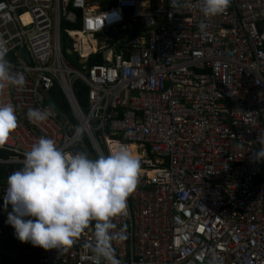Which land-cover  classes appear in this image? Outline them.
I'll return each instance as SVG.
<instances>
[{
    "label": "built area",
    "instance_id": "built-area-1",
    "mask_svg": "<svg viewBox=\"0 0 264 264\" xmlns=\"http://www.w3.org/2000/svg\"><path fill=\"white\" fill-rule=\"evenodd\" d=\"M61 21L78 26L63 30L78 67L61 55ZM0 50L25 78L0 89L18 125L0 145V240L7 178L40 137L90 158L116 143L134 145L141 165L113 218L120 264H264V160L253 155L264 147V0H231L211 17L200 0H0ZM75 82L88 88L84 106ZM54 86L69 113L46 103ZM35 108L49 118L29 121ZM93 230L28 264H96Z\"/></svg>",
    "mask_w": 264,
    "mask_h": 264
},
{
    "label": "clouds",
    "instance_id": "clouds-1",
    "mask_svg": "<svg viewBox=\"0 0 264 264\" xmlns=\"http://www.w3.org/2000/svg\"><path fill=\"white\" fill-rule=\"evenodd\" d=\"M175 3L173 0V6ZM230 3L200 0V11L204 17L216 16ZM24 83L23 74L12 71L6 53L0 50V89L6 85L22 87ZM50 114L48 108L29 109L27 118L41 123ZM17 126L14 106L0 104V145ZM253 155L256 160H264V147ZM140 170L139 159L126 145L108 155L90 158L84 152H65L53 139L40 137L24 153L23 167L7 178L4 210L10 205L12 211L6 223L15 229L20 242L62 252L94 222L93 238L85 247L93 253L96 264H120L112 246L116 238L113 218L125 214Z\"/></svg>",
    "mask_w": 264,
    "mask_h": 264
},
{
    "label": "trees",
    "instance_id": "trees-1",
    "mask_svg": "<svg viewBox=\"0 0 264 264\" xmlns=\"http://www.w3.org/2000/svg\"><path fill=\"white\" fill-rule=\"evenodd\" d=\"M78 26L76 24H69L64 21H61L59 30H60V43H61V55L67 62L70 63L73 67L77 66L78 57L70 52V41L63 32V30H76ZM103 58L101 55L93 56L88 61L89 66L101 65ZM73 92L76 95L79 103L84 106L88 101V88L87 86L82 85L80 82H75L73 87ZM46 103L52 106L54 109H57L64 113H69L68 105L61 94L59 88L54 86L46 95ZM89 152H92L89 142H87ZM117 147V144H115ZM129 150L136 155L135 146L129 145ZM7 157L6 153L3 150H0V158ZM258 181H264V166L262 169V175ZM4 207V205H3ZM8 211H12L11 206L9 205ZM5 225V236L0 240V249L5 250V261L4 264H28L29 262L35 260L38 257L39 252L43 249L41 247H34L30 242L22 243L13 234L12 230L9 228L7 218H3Z\"/></svg>",
    "mask_w": 264,
    "mask_h": 264
},
{
    "label": "bare ground",
    "instance_id": "bare-ground-1",
    "mask_svg": "<svg viewBox=\"0 0 264 264\" xmlns=\"http://www.w3.org/2000/svg\"><path fill=\"white\" fill-rule=\"evenodd\" d=\"M81 43H82L83 45H85V42H84V38H83V36L81 37ZM115 144H116V143L109 144V148L111 149V151H114V150L116 149ZM135 156H136V155H135Z\"/></svg>",
    "mask_w": 264,
    "mask_h": 264
},
{
    "label": "water",
    "instance_id": "water-1",
    "mask_svg": "<svg viewBox=\"0 0 264 264\" xmlns=\"http://www.w3.org/2000/svg\"><path fill=\"white\" fill-rule=\"evenodd\" d=\"M20 53L25 57L27 58V54L25 52V50L23 48L20 49Z\"/></svg>",
    "mask_w": 264,
    "mask_h": 264
}]
</instances>
